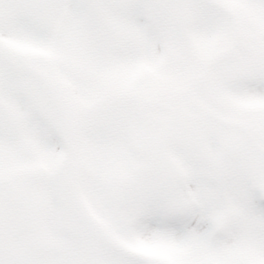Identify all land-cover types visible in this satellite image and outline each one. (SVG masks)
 <instances>
[{
  "label": "snow or ice",
  "instance_id": "snow-or-ice-1",
  "mask_svg": "<svg viewBox=\"0 0 264 264\" xmlns=\"http://www.w3.org/2000/svg\"><path fill=\"white\" fill-rule=\"evenodd\" d=\"M0 264H264V0H0Z\"/></svg>",
  "mask_w": 264,
  "mask_h": 264
}]
</instances>
